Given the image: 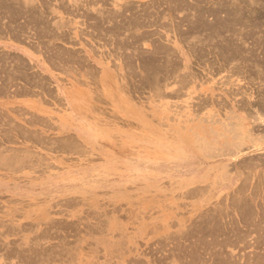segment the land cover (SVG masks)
<instances>
[{"label":"rangeland","instance_id":"rangeland-1","mask_svg":"<svg viewBox=\"0 0 264 264\" xmlns=\"http://www.w3.org/2000/svg\"><path fill=\"white\" fill-rule=\"evenodd\" d=\"M8 1L0 0V264H264V127L245 114L251 142L237 124L262 85L230 74L211 51L223 34L251 28L239 10L264 19L263 0H238L247 14L236 0ZM232 3L239 23L213 32L225 14L211 7ZM100 8L116 16L103 21ZM133 14L140 23L120 27ZM239 197L253 215L238 212Z\"/></svg>","mask_w":264,"mask_h":264},{"label":"bare ground","instance_id":"bare-ground-1","mask_svg":"<svg viewBox=\"0 0 264 264\" xmlns=\"http://www.w3.org/2000/svg\"><path fill=\"white\" fill-rule=\"evenodd\" d=\"M5 1V0H4ZM10 1V0H9ZM8 1V2H9ZM13 1V0H12ZM11 1V2H12ZM26 1V0H25ZM27 1H29V0H27ZM27 1H26V3H27ZM31 1V0H30ZM33 1V0H32ZM184 0H178V3H180V2H183ZM189 1V0H188ZM227 1V0H226ZM231 1V0H230ZM235 1V0H234ZM245 1H248V0H244V3H245ZM251 3H253L252 5L251 4H249V6H253V8H254V3L255 4H257V3H259V0H249ZM258 1V2H257ZM199 2V1H198ZM212 2V1H211ZM223 2H224V0H223ZM261 2H262V0H261ZM260 2V3H261ZM263 2H264V0H263ZM92 3V2H91ZM127 3V2H126ZM185 3H186V1H185ZM184 3V4H185ZM188 3V2H187ZM234 3V2H233ZM233 3L231 4V6L228 4L227 6H230L228 9H227V6H226V4L225 5H219V7H217V8H212L211 7V12H209V13H211V15H216L217 16V12L218 11H221V12H224V16L220 19V18H215V21L213 20V22H215V23H213L212 21H211V28H212V31L213 32H215V33H217V34H221L222 32V29L223 30H225V31H228L229 29H233L235 26H237V24L239 23V21H241L242 20V23L243 24H245V25H250L251 26V28L250 27H248L246 30H245V34H241V36L239 35V36H237V37H234V38H232V37H226V36H224V34H223V36H221L219 39H218V41H215L214 42V44H213V46H211V51L213 52V53H215L216 55H218L219 56V58L220 59H222V61H223V64L225 63V64H229L230 63V67H228V68H230V70H231V72H230V74H234V73H236L238 76H239V74L243 77V78H246L245 76L246 75H248V78L247 79H255V78H257V79H259V82H260V84L262 85V87H261V89L260 90H258L259 92L255 95V97H253V100L252 101H250V103H248L247 102V104H246V107H247V109H250V110H248L247 112H246V110L244 111H242V112H245V113H242V112H240L239 114H237V124L238 125H240V127L241 128H243V131H241L242 132V134H243V136H244V134H245V136H244V138L243 139H245V140H248V141H251V142H253L254 140V138H255V136L253 135V134H255V133H253L252 134V132H251V130L249 129V128H247L245 125H246V122L248 121V120H246V115L248 114L249 116H251L252 118H254V120H260L261 121V123H262V125H263V127H264V33H263V35H261L262 37H258L259 38V40H257V41H255V43L254 44H252V42L254 41V39L253 40H250V42H251V44L255 47L256 46V48H260V50L258 51V52H256L254 49V47H252V46H248L247 44H249V42L247 43V41H249V39L252 37L253 38V36L252 35H254L253 34V32L255 33L256 32V30L254 31L253 29L254 28H257L258 27V29H260L259 27H261L262 25H264V19H262V20H256V17H258V15H256L255 16V19L253 18V22H252V20L251 19H248V20H246L245 18H243V17H246V16H244L243 15V13H244V11H242V12H239L237 9H234L235 11L237 10L238 12H237V16H238V14H239V16L237 17V18H239L238 20V22L236 21V16H235V14H234V10L233 9H231V7L233 6ZM236 3L238 4L239 2H238V0H236ZM259 3V4H260ZM10 4V3H9ZM172 4L173 3H171V6H172ZM175 4V3H174ZM173 4V5H174ZM218 4V3H217ZM220 4H221V2H220ZM237 4H234V6L235 5H237ZM248 4V3H247ZM246 4V6H248ZM262 4V3H261ZM8 5V4H7ZM26 5V4H25ZM28 5V4H27ZM32 5V4H31ZM181 5H183V4H181ZM185 5H187V4H185ZM189 5V4H188ZM187 5V6H188ZM263 5V4H262ZM6 6V5H5ZM41 6V5H40ZM189 6H191V5H189ZM240 6H242V5H240V4H238L237 5V8L238 7H240ZM244 6V5H243ZM256 6V5H255ZM170 7V6H169ZM173 7V6H172ZM257 7V6H256ZM124 8V7H123ZM174 8V7H173ZM177 8V7H176ZM182 8V7H181ZM232 8H234V7H232ZM235 8H236V6H235ZM242 10L243 9H245V7H240ZM239 8V9H240ZM248 9V12L249 11H251L252 12V14L255 12L256 13V9H258V8H256V9ZM263 8V7H262ZM46 9V8H45ZM48 9H50V8H48ZM119 9H120V11L121 12H123V10H125V9H121L120 7H119ZM232 10V13H230V11L229 10ZM247 9V8H246ZM246 9H245V13H246ZM261 9V8H260ZM8 10V9H7ZM24 10V9H23ZM31 10V9H30ZM97 10V9H96ZM143 10V9H142ZM255 10V11H254ZM12 11V10H11ZM38 11V10H37ZM88 11V10H87ZM94 11V10H93ZM119 11V10H118ZM207 11V10H206ZM209 11V10H208ZM32 12H33V10H32ZM86 12V11H85ZM97 12L101 15V20H103V21H105V20H107L108 18L110 19L111 17H112V15L114 14H116L115 12L116 11H107L106 10V12H104V9H103V13H101L102 11H101V8L99 9V10H97ZM96 12V13H97ZM121 12H119V14H117V15H120V14H122L123 15V13H121ZM146 12V11H145ZM250 12V13H251ZM5 13V12H4ZM7 13V12H6ZM26 13V12H25ZM31 13V12H30ZM137 13V12H136ZM148 13V12H147ZM7 14H11L12 15V13L10 12V13H7ZM43 14V13H42ZM200 14V13H199ZM202 14V13H201ZM247 14V13H246ZM18 15V14H17ZM27 15H28V13H27ZM88 15V14H87ZM113 15V16H114ZM121 15V16H122ZM134 15V14H133ZM233 15L235 16V17H233ZM10 16V15H9ZM54 16V15H53ZM116 16V15H115ZM120 16V17H121ZM200 16V15H199ZM215 16V17H216ZM249 16V15H248ZM3 17V16H2ZM5 17V16H4ZM11 17V16H10ZM13 17V16H12ZM17 17V16H16ZM37 17V16H36ZM126 17V16H125ZM124 17V18H125ZM128 17V16H127ZM138 17V16H137ZM137 17L134 15V17H129L130 19H128L127 20V18H125L127 21H125V23L124 24H121L122 26H120L119 24H118V22H117V24L120 26V27H126V28H129L130 27V25H132V23H133V25L132 26H134V23L138 20L137 19ZM142 17V16H141ZM251 16H249V18H250ZM21 18V17H20ZM48 18V17H47ZM235 18V19H234ZM2 18H0V20H1ZM43 19V18H42ZM94 19V18H93ZM97 19V18H96ZM96 19H94V20H96ZM108 19V20H109ZM122 19V18H121ZM200 19V18H199ZM213 19V18H212ZM211 19V20H212ZM244 19V20H243ZM98 20V19H97ZM107 20V21H108ZM124 20V19H123ZM249 20H251V22L249 21ZM100 21V20H99ZM10 22V21H9ZM42 22V21H41ZM63 22V21H62ZM101 22V21H100ZM115 22V21H114ZM127 22V23H126ZM138 22V21H137ZM137 22L135 23V25L137 24ZM55 23V22H54ZM58 24L60 23V22H57ZM66 23V22H65ZM102 23V22H101ZM108 23H109V21H108ZM138 23H140V22H138ZM58 24H56V25H58ZM62 24H64V23H62ZM236 24V25H235ZM242 24V25H243ZM253 24V25H252ZM260 24H262V25H260ZM33 25H34V23H33ZM45 25V24H44ZM107 25V24H106ZM111 25V24H110ZM142 25V24H141ZM6 26V25H5ZM50 26V25H49ZM60 26H61V24H60ZM59 26V27H60ZM65 26H67V25H65ZM118 26V27H119ZM137 26V25H136ZM201 26V25H200ZM48 27V26H47ZM53 27V26H52ZM56 27V26H55ZM63 27V26H62ZM135 27V26H134ZM141 27V26H140ZM243 27V26H242ZM245 27V26H244ZM44 28V27H43ZM58 28V27H57ZM115 28H117V25H115L114 23H112V25L110 26V30H114ZM125 28V29H126ZM8 29H10V28H8ZM48 29V28H47ZM51 29V28H50ZM132 29V28H131ZM244 29V28H243ZM101 30V29H100ZM116 30H118V29H116ZM261 30V29H260ZM263 30V29H262ZM98 31V30H97ZM210 31V30H209ZM234 31V30H233ZM259 31V30H258ZM56 32V31H55ZM58 32V31H57ZM128 32V31H127ZM221 32V33H220ZM260 32V31H259ZM2 33V32H1ZM24 33V32H23ZM64 33V32H63ZM131 33H133V32H131ZM214 33V34H215ZM228 33V32H227ZM231 33V32H230ZM89 34V33H88ZM91 34V33H90ZM110 34V33H109ZM112 34V33H111ZM126 34V33H125ZM216 34V35H217ZM249 36H248V35ZM15 35V34H14ZM43 35V34H42ZM42 35H40V36H42ZM55 35V34H54ZM102 35V34H101ZM142 35V34H141ZM213 35V34H212ZM255 35H256V33H255ZM257 35L259 36V34L257 33ZM39 36V37H40ZM53 36V35H52ZM116 36V35H115ZM130 36V35H129ZM140 36V35H139ZM138 36V37H139ZM214 36V35H213ZM247 36V37H246ZM23 37V36H22ZM46 37V36H45ZM49 37H50V35H49ZM143 37V36H142ZM212 37V36H211ZM218 37V36H217ZM248 37H250L249 39H247ZM36 38V37H35ZM72 37H70V39H71ZM80 38V37H79ZM104 38V37H103ZM116 38V37H115ZM123 38V37H122ZM121 38V39H122ZM255 38H257V36L255 37ZM101 39V38H100ZM111 40V39H110ZM120 40V39H119ZM212 40H213V38H212ZM116 41V40H115ZM46 42V41H45ZM71 42V41H70ZM141 42V41H140ZM40 43V42H39ZM41 43H43V42H41ZM115 43V42H114ZM118 43V42H117ZM212 43H213V41H212ZM262 43V44H261ZM116 44V43H115ZM33 45V44H32ZM45 45V44H44ZM114 45V44H113ZM116 45H119V44H116ZM244 45V46H243ZM250 45V44H249ZM129 46V45H128ZM53 47V46H52ZM114 47V46H113ZM156 47V46H155ZM202 47V46H201ZM51 48V47H50ZM54 48V47H53ZM134 48V47H133ZM160 48H162V47H160ZM254 48V49H253ZM51 50V49H50ZM53 50V49H52ZM64 50V49H63ZM154 50H156V48L154 49ZM162 51H160V49L158 50V51H160L159 53H161V54H164L165 55V52L163 51L164 50V48L163 49H161ZM165 50H166V48H165ZM256 50H258V49H256ZM170 51V50H169ZM167 52V53H169V54H171L170 52ZM48 52V51H47ZM72 52H73V50H72ZM76 52V51H75ZM155 52V51H154ZM157 52V51H156ZM156 52L154 53L155 55H156ZM201 52H203V51H201ZM211 52V53H212ZM2 53V52H1ZM5 53V52H4ZM6 53H8V52H6ZM122 53V52H121ZM153 53V52H152ZM173 53V52H172ZM212 53V54H213ZM44 54V53H43ZM136 54V53H135ZM134 54V55H135ZM157 54H158V52H157ZM4 55V54H3ZM18 55V54H17ZM16 55V56H17ZM62 55V54H61ZM77 55V54H76ZM149 55V54H148ZM150 55H153V54H150ZM149 55V56H150ZM154 55V56H155ZM172 55H174V53L173 54H171V56ZM63 56V55H62ZM69 56V55H68ZM167 56H169V55H167ZM167 56H165V59H166V61H167ZM213 57H214V55H212ZM2 57V56H1ZM1 57H0V60H1ZM50 57V56H49ZM167 57V58H166ZM160 58V57H159ZM172 58V57H171ZM205 58H207V57H205ZM49 59V58H48ZM61 59V58H60ZM133 59V58H132ZM151 59V58H150ZM149 59V60H150ZM2 60H3V58H2ZM5 60H6V58H5ZM23 60V59H22ZM70 60V59H69ZM77 60V59H76ZM81 60V59H80ZM124 60V59H123ZM171 60V59H170ZM219 60V59H218ZM7 61V63H8V60H6ZM49 61V60H48ZM152 61H154V59H152ZM158 61V60H157ZM176 61V60H175ZM216 61V60H215ZM3 62H4V60H3ZM84 62V61H83ZM123 62V61H122ZM127 62V61H126ZM148 62V61H147ZM160 62V61H159ZM24 63V62H23ZM149 63V62H148ZM148 63H146L147 65H148ZM151 63V62H150ZM163 63V62H162ZM167 63H168V61H167ZM170 63H172L171 61H170ZM232 63V64H231ZM1 64V63H0ZM80 64V63H79ZM157 64V63H156ZM156 64H154V65H156ZM50 65V64H49ZM176 65H177V63H176ZM27 66V65H26ZM30 66H32V65H30ZM79 66V65H78ZM82 66V65H81ZM80 66V67H81ZM158 65H156L155 67H157ZM166 66V65H165ZM28 67H29V65H28ZM153 67V66H152ZM160 67V66H159ZM220 67V66H219ZM2 68H4V66L2 67ZM31 68V67H30ZM149 68V67H148ZM154 68V67H153ZM162 68V67H161ZM171 68H173V67H171ZM226 68V67H225ZM156 69V68H155ZM154 69V70H155ZM157 69H158V67H157ZM220 69H222V68H220ZM153 70V69H152ZM233 70V71H232ZM6 71V70H5ZM9 71V70H8ZM14 71V70H13ZM36 71V70H35ZM159 71H161V70H159ZM159 71H156V72H159ZM164 71V70H163ZM166 71V70H165ZM175 71V70H174ZM173 71V72H174ZM177 71V70H176ZM16 72V71H15ZM14 72V73H15ZM18 72V71H17ZM130 72V71H129ZM151 73V72H150ZM153 73H154V71H153ZM152 73V76H154V74ZM243 73H245V74H243ZM5 74V73H4ZM36 74H39V73H36ZM162 74V73H161ZM174 74H175V72H174ZM229 74V75H230ZM235 74V75H236ZM157 75V74H156ZM5 76V75H4ZM38 76V75H37ZM39 76H41V78H42V75L40 74ZM151 76V77H152ZM178 76V75H177ZM179 76H181V75H179ZM254 76V77H253ZM149 77V76H148ZM28 78V77H27ZM145 78V77H144ZM157 78V77H156ZM155 78V79H156ZM43 79H44V76H43ZM151 79V78H150ZM149 79V80H150ZM159 79V78H158ZM163 79V78H162ZM2 80V79H1ZM5 80V79H4ZM11 80V79H10ZM34 80V79H33ZM180 80V79H179ZM3 81V80H2ZM2 81H1V83H2ZM6 81V80H5ZM5 81L3 82V83H5ZM32 81V80H31ZM138 81V80H137ZM152 81H153V78H152ZM157 81V80H156ZM158 81H160V80H158ZM164 81V80H163ZM8 82H10V81H8ZM13 82V81H12ZM39 82V81H38ZM150 82V81H149ZM180 82H183V81H180ZM252 82V81H251ZM259 82H257V83H259ZM0 83V84H1ZM7 83V82H6ZM37 83V82H36ZM157 83V82H156ZM161 83V82H160ZM8 84V83H7ZM6 84V85H7ZM149 84V83H148ZM183 84V83H182ZM5 85V84H4ZM31 85V84H30ZM145 85V84H144ZM1 86H3V85H0V88H1ZM47 86V85H46ZM252 86V85H251ZM260 86V85H259ZM258 86V87H259ZM7 87V86H6ZM145 87H147V86H145ZM152 88V87H151ZM155 88H156V86H155ZM182 88V87H181ZM184 88V87H183ZM1 89H3V88H1ZM153 89H154V86H153ZM246 89V88H245ZM15 90V89H14ZM23 90V89H22ZM28 90V89H27ZM157 90V89H156ZM178 90V89H177ZM12 91V90H11ZM35 92V91H34ZM168 92V91H167ZM30 93V92H29ZM158 93V92H157ZM31 94V93H30ZM171 97V96H170ZM238 100V99H237ZM244 100V99H243ZM204 101V100H203ZM245 101V100H244ZM205 102V101H204ZM244 105H245V102H244ZM249 105H251L250 107H248ZM253 106V107H252ZM252 107V108H251ZM243 109V108H242ZM198 113V112H197ZM246 114V115H245ZM236 119V118H235ZM216 120V119H215ZM241 121V122H240ZM218 122V121H217ZM236 123V122H235ZM261 123H260V125H261ZM258 125H259V123H258ZM234 127V126H233ZM252 127H254L253 125H252ZM258 127V126H257ZM16 129V128H15ZM211 130V129H210ZM232 130V129H231ZM233 131V130H232ZM5 132V131H4ZM8 132V131H7ZM29 132V131H28ZM234 132H236L235 130H234ZM254 132V131H253ZM34 133H35V131H34ZM5 134V133H4ZM28 134V133H27ZM221 134V133H220ZM219 134V135H220ZM236 135V134H235ZM6 136V135H5ZM22 136V135H21ZM44 136V135H43ZM237 136V135H236ZM261 136V135H260ZM1 137V136H0ZM18 137V136H17ZM28 137V136H27ZM68 137V136H67ZM71 137V136H70ZM6 138V137H5ZM58 138V137H57ZM232 138V137H231ZM239 138V137H238ZM260 138V137H259ZM5 140H7V139H5ZM253 140V141H252ZM260 140V139H259ZM8 141V140H7ZM11 141V140H10ZM13 141V140H12ZM48 141V140H47ZM14 142V141H13ZM35 142V141H34ZM201 142V141H200ZM58 143V142H57ZM62 143V142H61ZM52 144V143H51ZM74 144H76V143H74ZM228 144V143H227ZM243 144V143H242ZM253 144V143H252ZM47 145H48V143H47ZM79 145V144H78ZM211 145V144H210ZM224 145V144H223ZM239 145H240V143H239ZM64 146H65V144H64ZM240 147V146H239ZM63 148V147H62ZM80 148V147H79ZM202 148V147H201ZM216 148V147H215ZM19 149V148H18ZM58 149H60V148H58ZM82 149V148H81ZM80 149V150H81ZM6 150H8V149H6ZM19 150H21V149H19ZM83 150V149H82ZM1 151V150H0ZM22 151H23V149H22ZM263 151V150H262ZM21 152V151H20ZM78 152V151H77ZM31 153H32V151H31ZM209 153V152H208ZM257 153V152H256ZM260 154H261V152H259ZM263 153V152H262ZM217 154V153H216ZM228 154V153H227ZM8 155V154H7ZM10 156V155H9ZM19 156V155H18ZM12 157H13V155H12ZM22 157V156H21ZM252 157V156H251ZM256 157V156H255ZM259 157H261V156H259ZM264 157V156H263ZM257 158V157H256ZM262 159V158H261ZM243 160V159H242ZM246 161H247V159H246ZM13 162V161H12ZM249 162H247L246 164L247 165H249L248 164ZM251 163H254V162H250V164ZM20 165V164H19ZM247 165H246V167H247ZM252 165V164H251ZM250 165V166H251ZM51 166V165H50ZM228 170V169H227ZM38 171V170H37ZM238 174H239V172H238ZM226 176V175H225ZM229 176V175H228ZM236 175H231V176H229V177H227V179L228 180H230V179H233V177H235ZM243 181V180H242ZM241 181V183H242V185H243V182ZM216 182V181H215ZM218 182V181H217ZM234 182H235V180H234ZM241 185V184H240ZM239 184H238V186L239 187H237L236 189H235V191L236 192H242V191H244V187H241ZM254 187H255V185H254ZM247 188V187H246ZM246 188H245V190H246ZM251 189V188H250ZM200 190V189H199ZM252 191V190H251ZM235 193V192H234ZM236 194V193H235ZM237 194H242L243 195V193H237ZM251 195V194H250ZM230 196H231V194H230ZM262 197V196H261ZM239 198H241V199H239V200H237V203H238V205L240 206V211H238V212H240L241 214H243V215H247L248 214V212H249V209L251 210V208H249V207H246V205L247 204H245L246 203V201H244L243 200V198L242 197H239ZM247 198V197H246ZM66 199V198H65ZM232 199V198H231ZM64 200V199H63ZM67 200V199H66ZM222 200V199H221ZM235 201V200H234ZM239 201V202H238ZM221 202V201H220ZM257 202V201H256ZM219 206V205H218ZM217 206V207H218ZM249 206H251V205H249ZM249 208V209H248ZM215 209H216V207H215ZM235 209H237V208H235ZM254 212V211H253ZM253 212H252V214H251V211L249 212L251 215H253ZM213 214V213H212ZM230 214V213H229ZM255 214V213H254ZM264 215V214H263ZM99 216V215H98ZM249 216V215H248ZM211 217V216H210ZM223 217V216H222ZM252 217V216H251ZM212 218H213V216H212ZM258 219V218H257ZM52 220V219H51ZM213 220V219H212ZM216 220H218V217H217V219ZM250 220V219H249ZM101 221V220H100ZM260 221V220H259ZM54 222V221H53ZM52 222V223H53ZM64 222V221H63ZM62 222V223H63ZM75 222V221H74ZM105 222V221H104ZM213 222V221H212ZM215 222V221H214ZM26 223V222H25ZM47 223V222H46ZM209 223V222H208ZM225 222H223V224H224ZM253 224H254V222H252ZM29 224V223H28ZM50 224V223H49ZM59 224V223H58ZM194 224V223H193ZM213 224H215V223H213ZM222 224V223H221ZM256 224V223H255ZM254 224V225H255ZM259 224H262V223H259ZM3 225V224H2ZM34 225V224H33ZM60 225H62V224H60ZM196 225V224H195ZM212 225V224H211ZM1 226V225H0ZM85 226V225H84ZM89 226V225H88ZM173 226V225H172ZM189 226V225H188ZM213 226V225H212ZM217 226V225H216ZM215 226V227H216ZM227 226V225H226ZM234 226V225H233ZM259 226H261V225H259ZM263 226V225H262ZM12 227V226H11ZM207 227V226H206ZM221 227V226H220ZM229 227H231V226H229ZM256 227V226H255ZM54 228V227H53ZM66 228V227H65ZM74 228V227H73ZM86 228H88V227H86ZM189 228H190V226H189ZM222 228V227H221ZM220 228V229H221ZM235 228V227H234ZM12 229V228H11ZM10 229V230H11ZM14 229V228H13ZM91 229V228H90ZM206 229V228H205ZM215 229V228H214ZM225 229V228H224ZM236 229V228H235ZM263 229V228H262ZM4 230H6V229H4ZM50 230V229H49ZM48 230V231H49ZM66 230V229H65ZM75 230V229H74ZM254 230V229H253ZM12 231V230H11ZM17 231V230H16ZM30 231V230H29ZM45 231V230H44ZM73 231V230H72ZM18 232V231H17ZM47 232V231H46ZM66 232V231H65ZM176 232V231H175ZM181 232V231H180ZM184 232V231H183ZM212 232V231H211ZM11 233V232H10ZM40 233V232H39ZM172 233H174V232H172ZM207 233V232H206ZM41 234V233H40ZM115 234V233H114ZM193 234V233H192ZM241 234V233H240ZM263 234V233H262ZM2 235H3V233H2ZM38 235V234H37ZM47 235V234H46ZM116 235V234H115ZM169 235V234H168ZM199 235V234H198ZM211 235V234H210ZM239 235V234H238ZM33 236V235H32ZM51 236V235H50ZM69 236V235H68ZM228 236H230L229 234H228ZM262 236V235H261ZM36 237V236H35ZM39 237V236H38ZM54 237V236H53ZM172 237V236H171ZM206 237V236H205ZM198 238V237H197ZM263 238V237H262ZM162 239V238H161ZM165 239V238H164ZM193 239V238H192ZM212 239V238H211ZM33 240V239H32ZM157 240V239H156ZM177 240V239H176ZM199 240V239H198ZM208 240V239H207ZM220 240V239H219ZM164 241V240H163ZM196 241V240H195ZM200 241V240H199ZM14 242V241H13ZM17 242V241H16ZM167 242V241H166ZM168 242H170V241H168ZM206 242V241H205ZM256 242V241H255ZM263 242V241H262ZM21 242H19V244H20ZM158 243V242H157ZM178 243H180L179 241H178ZM203 243V242H202ZM10 244V243H9ZM42 244V243H41ZM54 244V243H53ZM174 244V243H173ZM215 244V243H214ZM225 244V243H224ZM184 245V244H183ZM207 245V244H206ZM213 245V244H212ZM255 245V244H254ZM14 246V245H13ZM27 246V245H26ZM172 246H174V245H172ZM211 246V245H210ZM216 246V245H215ZM225 246V245H224ZM48 247V246H47ZM184 247V246H183ZM182 247V248H183ZM212 247H214V246H212ZM219 247H220V244H219ZM20 248V247H19ZM37 248V247H36ZM44 248V247H43ZM81 248H83V247H81ZM186 248V247H185ZM188 248V247H187ZM22 249V248H21ZM29 249V248H28ZM34 249V248H33ZM101 249V248H100ZM181 249V248H180ZM196 249V248H195ZM210 249V248H209ZM9 250V249H8ZM18 250V249H17ZM36 250V249H35ZM63 250V249H62ZM171 250V249H170ZM175 250H178V248L177 249H175ZM187 250V249H186ZM25 251V250H24ZM58 251V250H57ZM100 251V250H99ZM4 252H5V250H4ZM7 252V251H6ZM34 252V251H33ZM56 252V251H55ZM60 252V251H59ZM67 252V251H66ZM154 252V251H153ZM180 252V251H179ZM219 252V251H218ZM225 252V251H224ZM28 253H30V252H28ZM40 253V252H39ZM53 253V252H52ZM175 253V252H174ZM196 253V252H195ZM264 253V252H263ZM3 254V253H2ZM6 254V253H5ZM15 254V253H14ZM21 254H23V253H20V255ZM61 254V253H60ZM227 254V253H226ZM260 254H262V253H260ZM13 255V254H12ZM39 255V254H38ZM40 255H41V253H40ZM72 255V254H71ZM177 255V254H176ZM189 255H190V253H189ZM194 255V254H193ZM221 255V254H220ZM222 255H223V253H222ZM16 256V255H15ZM49 256V255H48ZM94 256V255H93ZM192 256V255H191ZM212 256H213V253H212ZM8 257V256H7ZM13 257V256H12ZM25 257V256H24ZM66 257V256H65ZM195 257V256H194ZM222 257V256H221ZM224 257V256H223ZM256 257V256H255ZM261 257V256H260ZM159 259V258H158ZM161 259V258H160ZM165 259V258H164ZM167 259V258H166ZM225 259V258H224ZM260 259V258H259ZM263 259V258H262ZM107 260V259H106ZM176 260V259H175ZM257 260V259H256ZM24 261V260H23ZM57 261V260H56ZM65 261V260H64ZM140 261V260H139ZM164 261V260H163ZM189 261V260H188ZM187 261V262H188ZM198 261V260H197ZM33 262V261H32ZM169 262V261H168ZM219 262V261H218ZM163 263V262H162ZM161 263V264H162ZM165 263V262H164ZM214 263V262H213ZM221 263V262H220ZM225 263V262H224ZM253 263H254V261H253ZM264 263V262H263ZM216 264V263H215ZM258 264V263H257ZM260 264V263H259Z\"/></svg>","mask_w":264,"mask_h":264}]
</instances>
